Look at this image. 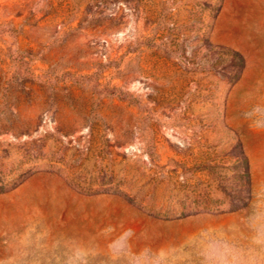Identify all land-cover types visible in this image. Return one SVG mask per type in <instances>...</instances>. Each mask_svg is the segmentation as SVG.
Returning a JSON list of instances; mask_svg holds the SVG:
<instances>
[{"label":"rangeland","instance_id":"obj_1","mask_svg":"<svg viewBox=\"0 0 264 264\" xmlns=\"http://www.w3.org/2000/svg\"><path fill=\"white\" fill-rule=\"evenodd\" d=\"M0 264H264V0H0Z\"/></svg>","mask_w":264,"mask_h":264}]
</instances>
